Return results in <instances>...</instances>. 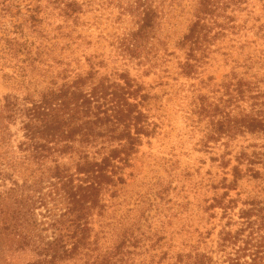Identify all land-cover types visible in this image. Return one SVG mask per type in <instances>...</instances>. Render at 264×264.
Returning <instances> with one entry per match:
<instances>
[{
	"label": "trees",
	"instance_id": "16d2710c",
	"mask_svg": "<svg viewBox=\"0 0 264 264\" xmlns=\"http://www.w3.org/2000/svg\"><path fill=\"white\" fill-rule=\"evenodd\" d=\"M98 1L133 24L117 37L124 61L146 67L145 76H170L175 60L173 81H199L200 144L217 173L211 197L195 212L183 205L180 226L173 206L155 223L150 199L122 200L127 171L157 124L150 93L130 70L113 78L103 73L109 59L89 53L86 20ZM256 3L264 10V0H0V19L23 18L4 39L11 47L2 59L14 71L4 76L14 86L0 100L2 142L20 125L23 163L40 172L0 191V264H264V194L243 197L246 182L264 192V14L255 16ZM219 58L228 73L203 80ZM45 182L61 208L37 188ZM168 195L160 191V201ZM43 207L49 219L39 221Z\"/></svg>",
	"mask_w": 264,
	"mask_h": 264
},
{
	"label": "rangeland",
	"instance_id": "374dc122",
	"mask_svg": "<svg viewBox=\"0 0 264 264\" xmlns=\"http://www.w3.org/2000/svg\"><path fill=\"white\" fill-rule=\"evenodd\" d=\"M96 2L94 8L98 11H92L88 14L86 20L91 27L85 28V37L92 42L89 53L101 54L109 59L108 68L103 73L112 74L116 77L117 72L127 67L131 74L144 85L145 92H149L151 99L147 102L148 113L151 121L157 124L155 135L145 140V144L141 147V152L134 160V167L129 169L127 173H133L128 179V185L123 189L124 201H133L145 196L144 200L150 199L153 202L152 214L158 216L153 219L155 223L167 221L166 215L171 213L170 207H174L178 217L174 218V225L180 226L183 222L181 211L183 205L190 202L189 209L195 212L199 200L203 195L211 197L210 182L217 169L213 166L210 158L214 156L212 151H202L200 141L204 135L206 122L199 121L198 115L195 113L197 104V95L199 93V81L187 82L185 80L173 81L177 65L175 60L170 63V76L157 73L150 76L144 75L146 67L137 65L136 62H126L117 51V37L123 35L125 31L131 28L133 24L126 19L118 22L116 19V9L112 7L98 8ZM100 9V10H99ZM95 10V9H94ZM255 16L264 14L262 4L256 3ZM23 18L18 19H0V100L10 94L14 83L7 80L4 76L9 74L12 76L13 69L9 68V63L4 61L3 49L11 46L6 45L5 36L14 37L16 31L21 29ZM262 20L264 21V15ZM183 27H179L176 32L181 33L186 26L183 21ZM24 28V34H26ZM250 41L256 38L249 35ZM244 53H246L244 51ZM234 54H236L234 52ZM219 62L207 66L202 79L207 80L208 77L215 78L216 81L221 80L224 74L228 73L231 64L226 66L222 58ZM6 64V65H5ZM209 89L203 92H208ZM211 95V94H209ZM2 133H0V169L5 175L0 177V191H5L13 187V183L18 181L23 183L24 179H28L32 183L40 175L39 171L33 170L32 167L27 169V165L23 163V155L18 145L23 140V133L20 125L12 127V138L10 143L3 144ZM253 142V139H243L239 145ZM49 202V207L55 210L61 208V203L48 187V183L37 186ZM262 185L259 183H244L243 192L253 195L262 196L264 194ZM167 189L168 197L161 202L159 192ZM56 198V199H55ZM168 198L172 199V203H167ZM118 201V200H116ZM148 203V201H147ZM127 204V203H126ZM124 205V204H123ZM123 205L121 207H123ZM145 206L143 203L141 206ZM37 218L39 221H46L48 218L47 210L43 207L37 210ZM173 231V230H172ZM51 234V231H48Z\"/></svg>",
	"mask_w": 264,
	"mask_h": 264
}]
</instances>
